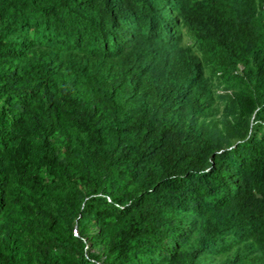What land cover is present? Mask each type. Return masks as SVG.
<instances>
[{
	"label": "trees",
	"instance_id": "obj_1",
	"mask_svg": "<svg viewBox=\"0 0 264 264\" xmlns=\"http://www.w3.org/2000/svg\"><path fill=\"white\" fill-rule=\"evenodd\" d=\"M0 264H264V0H0Z\"/></svg>",
	"mask_w": 264,
	"mask_h": 264
},
{
	"label": "rangeland",
	"instance_id": "obj_2",
	"mask_svg": "<svg viewBox=\"0 0 264 264\" xmlns=\"http://www.w3.org/2000/svg\"><path fill=\"white\" fill-rule=\"evenodd\" d=\"M219 91H220V92H224L222 88H220V90H219ZM223 106H224V104H223ZM222 116H223V115H222Z\"/></svg>",
	"mask_w": 264,
	"mask_h": 264
}]
</instances>
